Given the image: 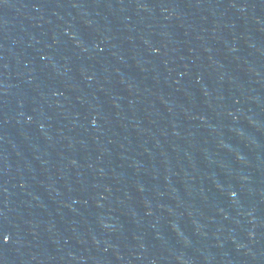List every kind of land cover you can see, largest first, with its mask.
I'll return each instance as SVG.
<instances>
[{
  "label": "water",
  "instance_id": "water-1",
  "mask_svg": "<svg viewBox=\"0 0 264 264\" xmlns=\"http://www.w3.org/2000/svg\"><path fill=\"white\" fill-rule=\"evenodd\" d=\"M0 264H264V0H0Z\"/></svg>",
  "mask_w": 264,
  "mask_h": 264
}]
</instances>
